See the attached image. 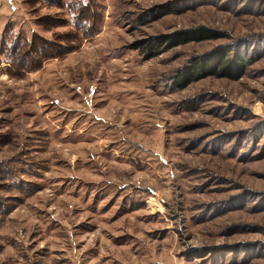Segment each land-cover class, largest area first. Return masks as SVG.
I'll list each match as a JSON object with an SVG mask.
<instances>
[{
  "label": "rangeland",
  "instance_id": "374dc122",
  "mask_svg": "<svg viewBox=\"0 0 264 264\" xmlns=\"http://www.w3.org/2000/svg\"><path fill=\"white\" fill-rule=\"evenodd\" d=\"M51 1L0 0V43L74 45L0 63V264H264V0Z\"/></svg>",
  "mask_w": 264,
  "mask_h": 264
},
{
  "label": "trees",
  "instance_id": "16d2710c",
  "mask_svg": "<svg viewBox=\"0 0 264 264\" xmlns=\"http://www.w3.org/2000/svg\"><path fill=\"white\" fill-rule=\"evenodd\" d=\"M59 1V0H58ZM51 2H54L53 0ZM60 2V1H59ZM9 28V27H8ZM6 28L4 30L1 43H0V63L2 60H7L17 73L21 70L31 71L37 68L43 60L59 55L65 51L72 50L74 45L64 46L60 42H54V40H47L40 36L29 37L27 35L20 36L13 35L11 29ZM208 28H197L192 31H186L183 33H177L168 35L165 38H159L158 47L165 43L168 47L183 42L184 39L192 38L195 40H201L204 38H211L213 34ZM11 34L6 37L7 34ZM89 35V34H87ZM86 36V35H82ZM155 47L151 44L143 45V51L147 52L148 56L154 55L157 52L153 50ZM246 59L243 56L225 57L224 54L217 53L216 55H205L204 57H195L192 59L191 71L189 76L182 75V78L195 79L198 73L205 75L215 74L220 77H238L242 74ZM10 73H14L11 69H7ZM180 78L176 77V82H179Z\"/></svg>",
  "mask_w": 264,
  "mask_h": 264
}]
</instances>
